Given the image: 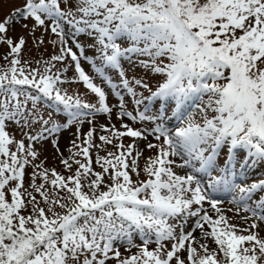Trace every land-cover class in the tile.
<instances>
[{"label":"snow or ice","instance_id":"1","mask_svg":"<svg viewBox=\"0 0 264 264\" xmlns=\"http://www.w3.org/2000/svg\"><path fill=\"white\" fill-rule=\"evenodd\" d=\"M17 25L37 49L54 36L58 51L32 67L25 35H8ZM0 45V264H264V179L236 182L264 166V0H23L0 19ZM70 82L94 102L63 91ZM196 99L199 120L185 106ZM97 114L108 123L95 126ZM148 136L144 157L136 141ZM46 143L67 175L40 159ZM217 192L232 194L235 217Z\"/></svg>","mask_w":264,"mask_h":264},{"label":"rangeland","instance_id":"2","mask_svg":"<svg viewBox=\"0 0 264 264\" xmlns=\"http://www.w3.org/2000/svg\"><path fill=\"white\" fill-rule=\"evenodd\" d=\"M23 2V0H0V19H3L4 16H6L7 14H9L13 9H15L16 7H19L20 4ZM25 35L27 43L23 49L24 51V55H23V59L24 60H31L33 61L32 63V67H36L37 65L35 64V60L39 59L41 56H43V58L47 59L49 58L52 54H54V51H58V49L53 48V46L48 43L49 40L51 39H55L54 36H50V35H46L45 36V44L40 47L39 49H37L34 44H33V40L32 37L28 36L26 32H22V30L20 29L19 25L16 26V30L15 31H9L8 35L16 38L19 35ZM40 35V32H37V36ZM79 41L81 44H83L85 46V55L88 56H94L95 52L94 50L90 49L88 47V45L90 43H92V41L85 35H81L80 37H78ZM69 44L71 45V41H69ZM8 50L7 45H0V54L6 53ZM74 51H76L75 48H73ZM96 61L97 63H99V57H96ZM68 61H65L64 64H67ZM81 64L84 67L85 71L94 78V82L97 83L98 85L104 86L103 80L101 78H99L97 76V74L95 73L94 69L91 67V64L89 62H86L84 60H81ZM123 67L127 73V75L129 77L131 76H136V77H141L144 76V73L142 71V69L140 68H134L132 66H130L128 64L127 61H122ZM64 65L60 62L56 63V68L53 69V71H55L56 69H60L62 68ZM76 75L75 73V69H74V65L70 66L67 70V72L63 73V76L68 79L71 80L74 76ZM107 76H111L113 77V79L115 80V77L113 76L112 72H107ZM145 79H147V77H145ZM150 86L153 87V89H155L156 86V81L152 80L150 82ZM60 87L62 88L63 91H66L67 93H69V95H74V94H79L81 96V99L88 101V102H94V94L90 93L85 86L80 83V82H70V83H65L60 85ZM106 91H108V89L106 88ZM139 91V89H138ZM147 92H144V95H147ZM206 99V97H205ZM125 100L126 102L129 101V98L127 96H125ZM191 102H194L193 100H186L185 101V106L188 107V112L192 113L195 117V119L199 120L200 117L198 114H196V109L195 108H189V106H192ZM108 103L111 105H114L116 103V98L111 94V92L108 93ZM174 104V101L172 102ZM200 103V101H199ZM127 106L129 109H131L133 107L131 102L127 103ZM187 115V113H186ZM169 120L171 121V123L168 124L169 128H173L174 126H178L174 125L173 121L174 118L171 117V115H169ZM62 119V118H61ZM112 122L116 124V126L119 128V121H117L115 119V115H113L112 117ZM129 123L132 124L133 127L136 128H140V127H148L151 128L152 125L151 124H140V123H133L131 121H128ZM176 123H178L177 121H175ZM108 123V119L103 115V114H97L95 117V126H99L101 124H107ZM89 128V124L88 123H84L82 125V131L86 132ZM75 132V127L70 128L67 131H63L60 134V150L62 152H64V154L67 156L68 152L66 151L67 147L69 146V141L71 139H74L73 133ZM99 134V133H98ZM98 134L96 136L95 142L96 143H100L98 140ZM16 138L20 139V133L17 131L16 132ZM132 139L125 137L124 138V143L128 144V143H132ZM148 142H155L154 138L152 136H148L147 140H143V139H139L136 141V144L138 146V150H143L144 153V157H148L151 156L155 153V150H148L145 146ZM25 143L27 144V141H25ZM37 148H40V145L36 146ZM109 150L114 151L115 149H112L111 146H108ZM42 151V155L40 157V159H44L45 157H47V161H46V166L49 168L55 167L57 169V171L59 172H64L63 166L59 163V159L55 158V150L51 147L50 144H45ZM226 152H227V148L224 147L221 149V153H220V157H219V161L221 164L223 162V160L226 157ZM93 160H95V150H93ZM135 154V153H134ZM242 154V153H241ZM99 155L103 156L106 155V153L104 151H100ZM177 160V164L180 163V159L179 158H175ZM141 167H143L144 163H145V159L141 158L139 161ZM238 166V165H237ZM93 167L96 168L97 171H99V166L96 165L95 163L93 164ZM175 171L178 172V174H184V172L186 171L185 169H179V168H174ZM258 170H262V172L258 173ZM29 171H31V169H29ZM65 175H67V172H64ZM133 180H136L137 177L135 175L132 176ZM145 176L143 173H141L139 179H144ZM205 181L207 182V176H204ZM258 179H264V166H261V168L257 169L255 172L251 173L249 175V177L247 179L243 178V180L241 181H236L237 183H250L253 180H258ZM215 197L217 196L216 194H214ZM219 196V195H218ZM220 199L223 203H222V208L225 210L226 214L229 217H235V205L229 203V201L231 200L230 198H218ZM253 199H255V197H253ZM208 205L205 204V207H207ZM232 208L233 211H227L228 209ZM240 215H248L247 213H244L243 211H241ZM234 223H238L241 227H244L243 223L241 221H239L238 218H234L233 221ZM197 235H199V232H197ZM261 236H264V232L260 233ZM136 243H139L140 240L137 237L135 240ZM150 247H155V245H150ZM121 251L123 252L124 249L121 248ZM133 252L136 251V249L132 250ZM125 255H128V253H124ZM108 264H115L114 261H109Z\"/></svg>","mask_w":264,"mask_h":264},{"label":"trees","instance_id":"3","mask_svg":"<svg viewBox=\"0 0 264 264\" xmlns=\"http://www.w3.org/2000/svg\"><path fill=\"white\" fill-rule=\"evenodd\" d=\"M23 55H24V51L22 52V57H23ZM4 63H5V61L3 59H0V65H3Z\"/></svg>","mask_w":264,"mask_h":264},{"label":"bare ground","instance_id":"4","mask_svg":"<svg viewBox=\"0 0 264 264\" xmlns=\"http://www.w3.org/2000/svg\"><path fill=\"white\" fill-rule=\"evenodd\" d=\"M218 196V195H217Z\"/></svg>","mask_w":264,"mask_h":264}]
</instances>
